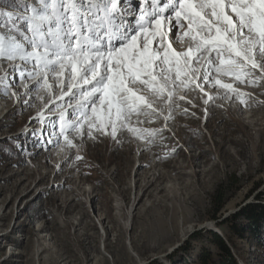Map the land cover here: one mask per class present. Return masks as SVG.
Segmentation results:
<instances>
[{"label":"rangeland","instance_id":"374dc122","mask_svg":"<svg viewBox=\"0 0 264 264\" xmlns=\"http://www.w3.org/2000/svg\"><path fill=\"white\" fill-rule=\"evenodd\" d=\"M220 79L247 95L214 83L181 88L169 120L132 118L130 126L163 129L152 143L127 128L116 139L93 130L92 139L85 126L79 150L62 137L59 147L46 143L61 123L54 105L49 112L35 93L17 101L0 83V264H200L205 250L218 261L210 231L239 264H264V225L258 241L238 216L264 204V80Z\"/></svg>","mask_w":264,"mask_h":264},{"label":"snow or ice","instance_id":"6c2138e0","mask_svg":"<svg viewBox=\"0 0 264 264\" xmlns=\"http://www.w3.org/2000/svg\"><path fill=\"white\" fill-rule=\"evenodd\" d=\"M0 74L4 95L59 110L48 144L79 150L85 126L92 139L127 128L152 143L163 129L131 120H169L179 89L214 83L239 97L220 77L264 80V0H0Z\"/></svg>","mask_w":264,"mask_h":264},{"label":"trees","instance_id":"16d2710c","mask_svg":"<svg viewBox=\"0 0 264 264\" xmlns=\"http://www.w3.org/2000/svg\"><path fill=\"white\" fill-rule=\"evenodd\" d=\"M224 196L218 191L216 195H214L213 203L215 205L214 213L212 215L213 219H218V212L223 207ZM238 216L243 217L248 223V229L252 232L255 238L258 241H262L258 236L260 228L264 225V204H253L248 205L244 209H242L241 213ZM237 232L241 233V229L235 227ZM211 237L213 239V244L219 250L218 253V261L214 259V255L212 252L205 250L200 255V264H239L233 252L228 247L225 240L217 234L216 232H211Z\"/></svg>","mask_w":264,"mask_h":264},{"label":"bare ground","instance_id":"6f19581e","mask_svg":"<svg viewBox=\"0 0 264 264\" xmlns=\"http://www.w3.org/2000/svg\"><path fill=\"white\" fill-rule=\"evenodd\" d=\"M173 46H174V47H179L177 44H174ZM43 123H44V122H43ZM52 132H53V129L51 130V133H52ZM47 136H50V135L47 133ZM53 139H55V138H53ZM50 145H53V144H50ZM139 148H140V146L138 147V149H139ZM144 149H145V148H142L141 151H143ZM17 174H18V173H17ZM17 174H15V175H17ZM155 174H156V171H153L152 175H155ZM44 177H45V176H42L41 179L44 178ZM22 182H23V180L20 181V183H22ZM54 192H56V190H54Z\"/></svg>","mask_w":264,"mask_h":264}]
</instances>
